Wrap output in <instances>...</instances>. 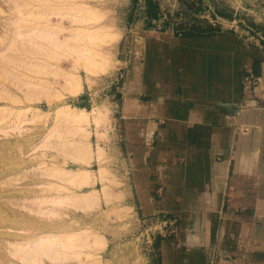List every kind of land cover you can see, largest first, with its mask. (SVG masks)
I'll return each mask as SVG.
<instances>
[{"label": "crops", "instance_id": "crops-1", "mask_svg": "<svg viewBox=\"0 0 264 264\" xmlns=\"http://www.w3.org/2000/svg\"><path fill=\"white\" fill-rule=\"evenodd\" d=\"M263 34L146 37L114 87L138 205L185 228L153 237L156 264H264Z\"/></svg>", "mask_w": 264, "mask_h": 264}, {"label": "rangeland", "instance_id": "rangeland-1", "mask_svg": "<svg viewBox=\"0 0 264 264\" xmlns=\"http://www.w3.org/2000/svg\"><path fill=\"white\" fill-rule=\"evenodd\" d=\"M23 1L33 6V8H37L41 4L40 3L39 5H36L41 0L39 1L23 0ZM35 1H37V3ZM84 1L95 4L94 5L95 9H97V11L99 12L101 11L99 13L96 10H94V13L90 15V18L92 20L91 23L95 22L96 24L99 25L101 24L107 25L109 26L108 30H111L107 34L109 35V37H107L108 41L103 42L104 44L102 46H104L106 43V45L103 48L110 51L111 54L110 60L114 62L113 66H111L110 70L108 69L105 71L103 69L98 68L97 72L98 74H100V76L96 74L97 72L85 73L84 72L85 70H83L84 68H81L82 67L81 65H79L80 68L78 67L77 70H74V65H73L74 60H72L73 56L69 57L70 54L68 51H66L64 55L65 58L64 57L59 58L60 60H62L61 62L59 61V63H57L58 60L57 62H55L54 60L52 61L53 65L58 66L60 68L62 76L63 78L65 77V80L60 79L62 77V76L60 77L61 73H59L60 75L59 74L51 75L50 73V76L47 73L48 74L47 76L49 77L46 78L42 76L45 75V73L38 76L40 78L46 79L47 82L48 81L50 83L52 82L51 83L52 85H50L49 82L48 83L46 82L48 85L46 83L43 85V87L45 86L46 89H44L45 87L43 88L41 84H39L41 87L36 86L37 88L35 87L36 89L35 92H39V90L41 91L42 89V92H44L45 94H43L44 95L43 98L41 97L39 100L34 99L33 101L29 102L26 101L25 98H28L29 96V95L27 96V94H29L28 87L30 86L24 84H23L24 86L22 85L23 82H21L20 79L24 77H21L20 79L18 78L15 79V76H18L19 74H20L19 76H28V75L33 76V75L29 74V72L26 70L24 65L22 66V64L19 63L17 64V61L15 60V58L21 57V54L19 55V52L16 49L18 47L21 49V47L27 44L24 42H22L23 43L22 44L21 42H19L20 40H17L19 39V37L18 35L16 36V34L18 31H21V29L19 28L20 25L17 27V24L15 25L14 23L16 20H17L16 23L20 21L19 17H22L21 14L23 12H24L23 14L26 15L25 11H27L26 13H30L29 11H34L35 9L31 10V7L29 8L28 6L27 7L23 6L24 8L21 7L20 5H22L21 4L22 0L20 1L0 0V37H1L0 63L3 64V66L0 64V68L2 67L0 69V75H1L0 79L3 78L2 80H0L1 81L0 82V87H1L0 88V92H1L0 93L1 96L0 129L1 128L5 129V132L3 131L0 132V161H1L0 162V202H1L0 222L3 224V226H7V227L10 226V228L11 227L24 228L26 222H29L35 218L33 221L36 222L37 224L44 226L49 225L50 227H55V228H47V229L41 228L39 230L27 228L29 229L28 232H23V234L19 236H26L27 234H34L40 231H49V229L50 231L53 230L54 232H56V230L59 231L61 227L63 228L66 226L71 227L73 229H77V228L79 229V227L85 229L93 228V231L98 232L99 234H102L107 238L108 247L103 251V253H101L102 261L104 260L103 263L107 261L106 264H156L155 260L153 259V251H152L153 237L156 236L161 231L162 232L168 231V233H170L171 235H174L175 233L178 234L179 230L181 229L184 230L185 228H180V224L178 223V220L177 222L174 221V215L177 214L174 211H171L170 214L163 215L158 211L153 212L154 208L150 207L149 211L153 213L148 214L147 213L148 208H143L138 205V202L136 201V194L133 188H131L132 178L130 174H127L129 167L127 162L124 160L125 157L122 153L118 156V158H116V155L114 156L115 151L118 150L121 151L120 132L116 126L112 128L110 127V124L114 123V119H117L118 115H120V109H116V108L111 109L112 106L111 101L115 102L117 99H120L116 97L117 94L115 93V88L116 87L120 88L125 86L127 79V71L130 70V64L134 62L133 51L135 44H138V42H141L146 37L158 38L159 36L174 37L178 35H181L183 37L185 36L209 37L213 35L214 36L220 35L223 33H230L240 37L245 42L255 43L256 40H259L260 35H262L264 31V0H84ZM15 5L19 7L16 9ZM25 8H27L28 10H24ZM19 9L21 10L19 11ZM56 10L57 13H60V11H62L60 8ZM19 12H22L20 13L21 16L18 14ZM54 12L56 13V11ZM93 14L97 16H93ZM24 15H23V20L24 17H26ZM30 15L27 14L26 17L27 19L26 18L25 19L29 20L28 18L30 17ZM32 16L31 18H33ZM31 18L29 21L32 24L29 21H27L28 23H26L25 21H21V22H25L24 24L26 25L29 24L27 26L21 24L20 22L21 26H23L22 27L23 29L25 27L27 29L35 26V22L33 23V21H31ZM68 18H71L70 15L69 16L66 15L64 17L61 16L51 17L50 20H53L56 23L58 22L57 24L62 27L70 28L68 21L70 19ZM96 18L98 19L96 20ZM116 33L117 34L120 33L119 36L117 35L118 38L114 40L118 42L112 43L110 41L109 43L110 37L111 38L115 37ZM58 36H60V34H58ZM14 37L15 38L18 37V38L15 39ZM6 58L8 60H6ZM74 58H76V56H74ZM4 67L6 69H4ZM7 68L9 69L7 70ZM100 70L102 71L99 73ZM75 71H78L79 73ZM106 71L108 72L105 73ZM21 73L24 75H22ZM66 73L69 75V78L71 77L69 80H68V75L64 76V74ZM10 74H12L13 76ZM2 75L4 76L2 77ZM53 75L56 76L54 77ZM57 75H59L60 78H58ZM76 76L82 79L81 83L79 82V80H77L78 77ZM35 78L36 77L34 76V79ZM66 80L68 81V84ZM65 84H67V86ZM91 84L93 85L91 86ZM46 85L47 86L50 85V87L47 88ZM64 86L66 87V89H64ZM37 89L39 90L37 91ZM46 90L47 91L49 90L48 93L46 92ZM58 92L62 94L60 95L58 94ZM81 100L83 102H80ZM29 107L30 109L29 111H27L26 113L27 115L22 114V116L20 117L22 120L20 118L19 120H17L18 118L16 117V113H18V111L22 109L24 110ZM63 107H68V109L71 108L72 110L81 109L85 111H91L93 107H107V109H109V112L106 114V117H103L105 120H103L102 118V120L100 121L101 123L98 122L99 124L95 119H93V121H95L96 124L92 123L93 121H91V125L88 124L84 126H79L80 124L78 125L77 122L76 124L72 122L75 125L68 127L69 129L75 127L71 131L73 133H70L71 136L72 134L78 135L80 132L81 133L84 132V133L83 134L80 133L78 137L77 136L74 137L73 135L72 137H69V139L72 138L78 142L82 140L84 141L85 139H87L88 141L91 140L90 142L93 146V149L95 147H96L95 149H97L98 148L97 146L99 145L102 148H104L107 159L103 161L102 165H104L110 172L109 177L113 178L112 180L114 181V186H115V187L113 186V188L115 189L116 192L118 191V194H121L122 198L119 200L114 199L115 201L110 202L111 205L110 204L107 205V203L104 200V202H102L101 206L99 207L100 209L98 208L88 213L66 210L65 214L62 216V218H60V220L56 219L55 222L44 221L45 222L44 224L43 221L38 219L33 213L30 214V212L27 211V209L24 212L25 209L21 208V206L25 205L28 207L30 205L29 201H31L33 198L41 194V191L44 188L43 183L49 181L47 177L45 178V176L40 175L41 170L51 165L61 166L62 164L61 163L62 160L59 158V156H57V153L55 151H52L50 149L45 151L42 148H37V147L40 145V141L42 140V138H44V135L45 133L48 132L49 128L52 129V127H54L58 121L61 122L63 120V117L66 118L65 116L62 117L61 114L57 115V113L59 112L61 113L63 111L62 109L59 110L60 108ZM4 108L5 110L7 108V110L4 111ZM112 110H114V112ZM35 111L39 113H42L43 111L41 118L40 116H37L36 113L33 114V112ZM44 113L49 116L47 117L44 116L45 115ZM56 120L58 121L56 122ZM18 121L21 123L19 124ZM16 122L17 124H15ZM69 123L68 125H73L71 122ZM100 124L102 126L99 127ZM87 126L90 128H88ZM104 126L108 128L106 139H104V141L103 140L99 141L100 139L97 138L98 133H102L104 131L102 130L105 129ZM96 128L97 130H95ZM76 129L77 132H75ZM78 130L81 131L79 132ZM80 137L81 140H79ZM105 140L107 142H105ZM35 146L37 149L33 150V147ZM83 151L86 152L87 149L84 148L81 150V152L83 153ZM43 154L44 156H42ZM53 155L56 156L54 157ZM89 163H91V165ZM89 163L81 164V165L85 167L88 166L90 167L89 169L93 171L94 170L97 171L99 169V162L96 161V159L89 160ZM78 167H80L78 166V163H75L73 160L70 159L69 161H67V163L64 166V168L67 169H76ZM14 174H15V179H14ZM3 185H5L6 187ZM94 188L100 189L101 186L98 184ZM85 191H87V189H83V192ZM33 193L36 195H33ZM112 205H115L117 208L127 207L130 208V210L128 209V213L126 210L125 211L123 210L124 211L123 213L122 212L116 213V215L109 214V216H107ZM36 219L38 222L36 221ZM71 220L75 221V224L71 223L72 222ZM92 223H94L95 225ZM124 226L125 229H123ZM6 229L7 228L0 229V234H5L4 236L2 235V237L0 235V253L2 252L0 254V257L1 256L3 257V259L2 257L0 258V264L1 263L16 264L13 257H11L8 254L9 247L7 245V242L9 241L13 242L15 241V239H18L17 237L14 239L15 237L14 235H17V233L14 231L13 232L9 231L8 229L6 231ZM103 231H105L106 233ZM135 243L137 247L136 252L134 251L135 249L132 248L134 247ZM122 246L123 248H121ZM6 254L8 256H5ZM137 259L139 260L138 263L136 262ZM7 261L8 262L11 261V262L7 263Z\"/></svg>", "mask_w": 264, "mask_h": 264}, {"label": "bare ground", "instance_id": "bare-ground-1", "mask_svg": "<svg viewBox=\"0 0 264 264\" xmlns=\"http://www.w3.org/2000/svg\"><path fill=\"white\" fill-rule=\"evenodd\" d=\"M37 1H39V0H37ZM37 1H35V2L37 3ZM21 4H22V5H20L21 7H23V6L27 7L28 6L29 8L31 7V10L32 9L36 10V11L35 10L29 11L30 13H26L27 11H25L26 15L23 14L24 12L23 13L19 12L18 13L19 15H20V13H22L21 14L22 17H19L20 18L19 22L16 23V21H17L16 20L14 23L15 25L17 24V27L19 25L21 26V24L27 26L29 24L26 25L24 23L25 22L28 23L27 21L30 20L32 15H33L32 16L33 18H31V21H33V23L35 22L34 27H30L27 29H26V27L23 29L22 28L23 26H21V27L19 26L21 31H18L16 34V36L18 35V37H19V39H17V40H20L19 42H21V43L24 42L27 45H24V46L22 45L23 47H21V49L19 47L16 49L19 52V55L21 54V57L15 58V60L17 61V64L19 63V64H22V66L24 65L26 70L29 72V74L33 75V76H29V75L28 76H19L20 75L19 74L18 76H15V79L16 78L20 79L21 77H24V78L20 79L21 82H23L22 85L24 84V85L31 87V88L28 87L29 88L28 89L29 94H27V96L28 95L29 96H28V98H25L26 101L30 102V101H33L34 99L39 100L41 97L43 98V96H44L43 94H45V93L42 92V89H41V91L39 90L41 87L39 84H41L43 87V85L47 82V80L44 78H40L38 76L45 73L46 76L45 75H42V76L46 78V77L50 76V73H51V75L61 73L60 68L58 66L53 65L52 61L54 60L55 62H57V60H58L57 63H59V61L61 62L62 60H60L59 58L64 57L66 51L69 52V54H70L69 57L73 56L72 60H74L73 61L74 64L73 63L72 64L74 65V70H77L78 67L80 68L79 65L82 66L81 68H84L83 70H85L84 71L85 73L97 72L98 68L103 69L104 71L111 69V66H113L114 62H112L110 60V57H111L110 51L103 48L106 45V43L104 46H102L104 44L103 42L108 41L107 37H109V35H107V34L111 30H108L109 26H107V25H103V24L99 25V24H96L95 22L91 23L92 20L90 18V15L92 13H94V10L97 11V9H95V6H94L95 4L85 2L84 0L83 1L82 0H46V1L41 0L40 2H38L36 4V5L40 4L37 8H33V6L27 4L23 0H22ZM18 7L19 6H16V9ZM59 8L62 11H60V13H57L56 9H59ZM20 10L21 9H19V11ZM24 10H28V9L25 8ZM54 11H56V13ZM96 11H95V14H96ZM97 12H99V11H97ZM99 13H97V14H99ZM27 14L28 15L31 14L30 17L28 16L29 20H26ZM23 15L26 16V17H24V20H23ZM66 15H68V16L70 15V17H71V18H68V19H70V20H68L70 28L62 27V26L57 24L58 22L56 23L53 20H50L51 17H57V16L64 17ZM93 16H97V15L93 14ZM21 18H22V20H21ZM97 19L98 18H96V20ZM21 21H25V22H21ZM42 21H44V22H42ZM20 22H21V24H20ZM25 29H26V31H25ZM22 30H24V31H22ZM58 34H60V36H58ZM117 35L119 36L120 33H118V34L116 33V36L114 35L115 37H113V38L110 37L109 43H110V41L112 43L118 42V41H114L118 38ZM18 37H16V38H18ZM3 38H5V37H3ZM12 41H13V39H12ZM14 43H15V40H14ZM111 44H109V45H111ZM74 56H76V58H74ZM6 60H8V59L6 58ZM9 60H10V58H9ZM7 63H8V61H7ZM1 65L3 66V64H1ZM4 69H6V68L4 67ZM8 69L9 68H7V70ZM74 70H72V71H74ZM101 71L102 70H100L99 73ZM75 72L79 73L78 71H75ZM107 72L108 71H106L105 73H107ZM47 73L49 74V76H47L48 75ZM6 74H7V72H6ZM96 74H98V72ZM10 75H12V74H10ZM22 75H24V74H22ZM59 75H57L58 78H60L62 76V73H61L60 77H59ZM65 75L67 76L68 74L66 73V74H64V76ZM98 75L100 76V74H98ZM3 76L4 75H2V77ZM34 76L36 77L35 79H34ZM0 77H1V75H0ZM76 77H78V76H76ZM70 78L68 75V80ZM79 78L80 77H78L77 80H79V82L81 83L82 79L81 78L79 79ZM2 79H0V80H2ZM60 79L65 80V77L63 78V76H62ZM74 81H76V80H74ZM42 82H43V84H42ZM70 82H71V80H70ZM51 83H50V85H52ZM67 84H68V81H67ZM67 84H65V85L67 86ZM74 84H75V82H74ZM93 84H91V86ZM50 85L47 86V88H49ZM88 85H90V84H88ZM36 86H40L39 89H37V91L39 90V92H35ZM53 86H55V85H53ZM44 89H46V87ZM64 89H66L65 86H64ZM48 91L46 90L47 93H48ZM58 94H60V93L58 92ZM0 98H1V96H0ZM2 98H4V97H2ZM29 109H30V107L27 109H24V110L22 109V110L18 111V113H16V117L18 118L17 120H19V118L22 116V114L25 115L27 113V111H29ZM61 109L63 111L61 113L56 112L57 115L61 114L62 117L65 116L66 118L63 117V120L62 121L60 120L61 122L56 120V122L58 121L57 124L54 123L56 125L54 126V124H53L54 127H52V129L49 128L48 132L45 133L44 138H42V140L40 141V145L39 146L37 145L38 146L37 148H42L45 151L48 149L55 151L57 153V156H59V158L62 160V162H61L62 164H61V166H57V165H51L48 167L45 166L46 168H43L41 170L40 175L45 176V178L47 177L49 181H46L43 183L44 188L41 191V194L36 196L35 198H33L31 201H29L31 206L30 205L28 207L25 205L21 206V208L25 209L24 212L27 209V211H29L30 214L33 213L38 219L43 221L44 224H45L44 221H47V222H53L54 221L55 222L56 219L60 220V218H62V216L65 214L66 210L67 211L72 210V211H77V212H82V213H88L90 211H94L95 209H98L101 206L102 202H104V200L107 203V205H109L110 202H113L116 199L119 200L122 198L121 194H118V191L116 192L115 189L113 188L114 181L112 180L113 178L109 177L110 172L108 171V169L104 165H102L103 161H105V159H107L104 148H102L100 145L99 146L96 145L98 148L95 149L96 148L95 147L94 148L96 150L95 151L93 149L91 142H90L91 140L88 141L87 139H85L86 141L82 140V141L78 142L72 138L69 139V137H72L73 135H74V137L75 136L78 137V135L81 133L80 132L81 130L80 131L78 130L80 132V133L78 132L79 133L78 135L72 134V136H71L70 133H73L71 131L75 127L72 129H69L68 128L69 126H74L76 124V122L78 125L80 124L79 126H84V125H88V124L91 125V121H93V119L97 120V123L98 122L101 123L100 121L102 120L103 117H106V114L109 112V109H107V107H93V109L91 111H85V110H81V109L72 110L71 108L68 109V107H63V108H60L59 110H61ZM6 110H7V108H6ZM6 110L4 108V111H6ZM8 111H10V110H8ZM36 111H38V110H36ZM36 111L33 112V114L36 113V115L40 116V118H41L43 111H42V113H39ZM0 113H1V110H0ZM44 116L47 117L49 115L45 114ZM22 118H24V117H22ZM55 119H57V118H55ZM103 120H105V119L103 118ZM67 122L68 123L73 122L75 124L72 123L73 125H68ZM20 123L21 122H19V124ZM92 123L96 124L95 121H93ZM15 124H17V122ZM100 126H102V125L100 124L99 127ZM11 127H12V124H11ZM84 128H83V130H84ZM88 128H90V127H88ZM77 129H76V131L75 130L74 131L77 132ZM105 129H102V130H104L102 133H98L97 138L100 139L99 141H101V140L104 141V139H106V134H107L108 128L105 127ZM95 130H97V128ZM1 131L5 132V129L1 128L0 132ZM83 133H81V134H83ZM88 133H89V131H88ZM87 138H89V137H87ZM76 139H78V138H76ZM79 140H81V137L79 138ZM105 142H107V141L105 140ZM37 148L35 146V147H33V150H36ZM84 148L87 149V151L86 152L83 151V153H82L81 150ZM42 156H44V154ZM53 156L55 157L56 155H53ZM69 159L73 160L75 163H78V166H80V167H78L76 169L64 168L65 164L67 163V161H69ZM91 159H94V160L96 159V161L99 162V169L97 171H95V170L93 171V170L89 169L90 167H88V166L85 167V166L81 165V164L89 163V160H91ZM89 164L91 165V163H89ZM6 169H7V167H6ZM17 177H18V175H17ZM10 178H11V176H10ZM14 179H15V174H14ZM17 180H18V178H17ZM98 184L101 186V188L95 189L94 187ZM5 185H3V186H5ZM83 189H87V191L83 192ZM19 192H17V193H19ZM33 195H36V194L33 193ZM1 196H2V194H1ZM23 204H24V202H23ZM128 209L130 210V208H127V207L117 208L115 205H112L107 216H109V214H115L116 215V213H120V212L123 213L125 210L128 213ZM125 215H123V216H125ZM12 216H14V215H12ZM124 219H125V217H124ZM33 220L26 222V224L24 223L26 225V228L24 225L25 229L24 228H16V227L10 228V226L9 227L3 226V224L0 222L1 223L0 229L7 228L9 231H12V232L14 231L17 233V235H14L15 237L14 236L13 237H14V239L17 237L18 239H15V241H13V242H10V241L7 242V245L9 247V250L7 249L9 252L8 254L11 257H13L16 264H106L107 263V261H105V263H103L104 260L102 261V256H101V253H103V251L108 247L107 238L104 235L93 231L92 227H91L92 229H89V228L85 229V228H80V227H79V229L78 228L73 229L71 227L66 226L63 228L61 227L59 229V231L56 230V232H54L53 230L50 231V229H49V231H40V232H36L34 234H27L26 236H19V235L23 234V232H28L29 229L39 230L41 228H46V229L47 228H55V227H50L49 225L44 226V225L37 224ZM36 221H37V219H36ZM71 223L75 224V221H72ZM92 224H94V223H92ZM66 225H68V224H66ZM77 227H78V225H77ZM27 228H29V229H27ZM7 229H6V231H7ZM123 229H125V226ZM103 232H105V231H103ZM0 235L2 237V235L4 236L5 234H0ZM24 235H25V233H24ZM121 248H123V246ZM132 248L135 249L134 250L135 252L137 251L136 243H135L134 247H132ZM4 253H6V252H4ZM5 256H8V255L6 254ZM2 259H3V257H2ZM11 261H9V262H11ZM138 261L139 260L137 259L136 262L138 263ZM9 262L7 261V263H9ZM12 263H14V262H12Z\"/></svg>", "mask_w": 264, "mask_h": 264}, {"label": "water", "instance_id": "water-1", "mask_svg": "<svg viewBox=\"0 0 264 264\" xmlns=\"http://www.w3.org/2000/svg\"><path fill=\"white\" fill-rule=\"evenodd\" d=\"M219 105L222 106V107H225V108H232V106L228 105V104H219Z\"/></svg>", "mask_w": 264, "mask_h": 264}, {"label": "trees", "instance_id": "trees-1", "mask_svg": "<svg viewBox=\"0 0 264 264\" xmlns=\"http://www.w3.org/2000/svg\"><path fill=\"white\" fill-rule=\"evenodd\" d=\"M208 34H211V33H208Z\"/></svg>", "mask_w": 264, "mask_h": 264}]
</instances>
